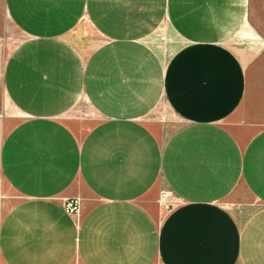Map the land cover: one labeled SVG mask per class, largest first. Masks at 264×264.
Segmentation results:
<instances>
[{"label": "crops", "instance_id": "crops-1", "mask_svg": "<svg viewBox=\"0 0 264 264\" xmlns=\"http://www.w3.org/2000/svg\"><path fill=\"white\" fill-rule=\"evenodd\" d=\"M3 2V264H264V0Z\"/></svg>", "mask_w": 264, "mask_h": 264}, {"label": "rangeland", "instance_id": "rangeland-1", "mask_svg": "<svg viewBox=\"0 0 264 264\" xmlns=\"http://www.w3.org/2000/svg\"><path fill=\"white\" fill-rule=\"evenodd\" d=\"M82 28L86 34H92V28L89 22L85 19L82 24ZM23 35L18 31V29L11 23L7 11L5 10V5L3 0H0V119H3L4 131L11 129L17 122L16 118L8 113L6 106V95L4 92V72L6 63L11 55V53L16 49V47L22 42ZM165 42V41H163ZM88 117H92L86 112L74 111L70 113L65 120L68 124L72 126L76 132L82 136L87 133L92 127L91 123H88ZM85 119V121H82ZM3 127V126H2ZM253 129H258L259 125L256 123L252 125ZM17 196L11 190L7 188L2 189L0 183V222L7 212V210L16 201ZM0 264H3L0 258ZM73 264H79L74 262Z\"/></svg>", "mask_w": 264, "mask_h": 264}, {"label": "built area", "instance_id": "built-area-1", "mask_svg": "<svg viewBox=\"0 0 264 264\" xmlns=\"http://www.w3.org/2000/svg\"><path fill=\"white\" fill-rule=\"evenodd\" d=\"M171 198V193L164 191L161 194V202L165 205H167V207H171V203L169 202V199ZM65 210L68 214L73 215V216H79L81 214L82 211V199L81 198H71L68 199L65 202Z\"/></svg>", "mask_w": 264, "mask_h": 264}]
</instances>
